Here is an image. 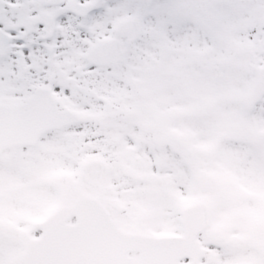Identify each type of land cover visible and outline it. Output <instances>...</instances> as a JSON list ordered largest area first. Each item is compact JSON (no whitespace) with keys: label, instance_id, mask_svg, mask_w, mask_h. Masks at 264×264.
Wrapping results in <instances>:
<instances>
[{"label":"snow or ice","instance_id":"snow-or-ice-1","mask_svg":"<svg viewBox=\"0 0 264 264\" xmlns=\"http://www.w3.org/2000/svg\"><path fill=\"white\" fill-rule=\"evenodd\" d=\"M0 264H264V0H0Z\"/></svg>","mask_w":264,"mask_h":264}]
</instances>
